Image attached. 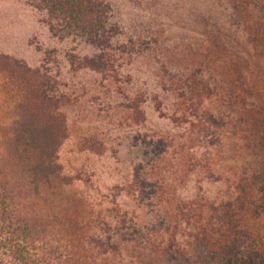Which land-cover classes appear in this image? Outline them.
<instances>
[{"label": "trees", "instance_id": "16d2710c", "mask_svg": "<svg viewBox=\"0 0 264 264\" xmlns=\"http://www.w3.org/2000/svg\"><path fill=\"white\" fill-rule=\"evenodd\" d=\"M26 1L58 45L34 66L0 51V264H264V226L253 227L264 189V104L254 103L264 83V0ZM119 56L157 69L196 147L227 155L237 127L252 125L242 130L256 155L236 169L230 201L171 196L162 170L170 145L142 133L128 137L127 191L143 223L96 211L63 173L67 111L77 104L61 80L67 62L120 99L133 125L146 121L143 101L122 87Z\"/></svg>", "mask_w": 264, "mask_h": 264}, {"label": "rangeland", "instance_id": "374dc122", "mask_svg": "<svg viewBox=\"0 0 264 264\" xmlns=\"http://www.w3.org/2000/svg\"><path fill=\"white\" fill-rule=\"evenodd\" d=\"M25 1L0 0V51L34 66L39 65L49 48L58 45V39H51L39 14ZM71 65L67 62L61 80L77 104L67 111L70 133L60 149V162L63 173L74 179L76 188L90 199L96 211L106 216L127 213L129 219L138 216L139 223L147 220L142 207L127 191L133 173L128 137L139 133L161 137L170 145L162 170L172 180L168 190L171 196L175 193L191 200L204 195L219 202L233 198L234 182L241 171L237 173L236 169L253 162L256 155L248 145L249 134L242 130L252 129V125L240 124L237 143L228 141V153L221 156L215 149L194 145L189 125L183 123L178 110V97L148 61L126 56L115 59L122 87L143 101L146 121L139 125L132 124L120 99L106 97L108 89L104 92L99 80L88 73L75 75ZM259 91L254 103L260 106L264 104V83H260ZM195 159L203 161L202 166L194 168ZM44 206L48 211L50 204ZM257 207L259 214L253 227L261 231L264 189L258 194ZM128 224L132 225L131 221ZM186 239L182 238L184 242Z\"/></svg>", "mask_w": 264, "mask_h": 264}]
</instances>
